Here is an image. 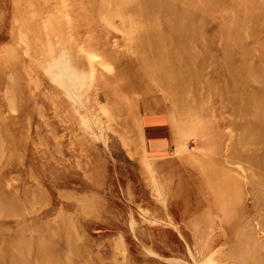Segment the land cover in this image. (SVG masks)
I'll list each match as a JSON object with an SVG mask.
<instances>
[{
  "label": "rangeland",
  "instance_id": "1",
  "mask_svg": "<svg viewBox=\"0 0 264 264\" xmlns=\"http://www.w3.org/2000/svg\"><path fill=\"white\" fill-rule=\"evenodd\" d=\"M148 1L0 0V264H264V0Z\"/></svg>",
  "mask_w": 264,
  "mask_h": 264
},
{
  "label": "bare ground",
  "instance_id": "2",
  "mask_svg": "<svg viewBox=\"0 0 264 264\" xmlns=\"http://www.w3.org/2000/svg\"><path fill=\"white\" fill-rule=\"evenodd\" d=\"M148 1V0H147ZM149 2V1H148ZM148 2L147 3H145V5L146 4H148ZM152 2H153V0H152ZM151 1L149 2V3H152ZM154 3V2H153ZM181 3H183V2H181ZM173 4H175V3H173ZM152 5H154V4H152ZM173 7L174 8H176L175 7V5H173ZM172 7V8H173ZM153 8V7H152ZM152 8H149L150 10L152 9ZM167 8V7H166ZM170 8H171V3H170ZM172 8H171V10H172ZM169 9V8H168ZM170 10V9H169ZM185 10V9H184ZM174 11H175V9H174ZM183 11V10H182ZM181 11V12H182ZM153 12H154V9H153ZM172 13V12H171ZM174 13V12H173ZM172 13V14H173ZM173 17V16H172ZM186 17V16H185ZM184 17V18H185ZM178 18V17H177ZM176 19V18H175ZM180 19H182V18H180ZM186 19V18H185ZM177 20V19H176ZM175 20V21H176ZM180 21V20H179ZM190 21V20H189ZM185 22V21H184ZM179 23V22H178ZM177 24V23H176ZM186 24V23H185ZM184 25V24H183ZM170 26V24L169 23H167L166 24V27H169ZM184 33V35L182 36V39L179 41V42H181V41H185V40H187V38L189 39V37L186 35V33L184 32V30H183V28L181 27V26H178V27H176L175 29H173V33H176L178 36L181 34V33ZM167 33H171V32H168L167 31ZM173 33L170 35V36H168L167 34H161V33H159V32H157L156 33V35L154 36V38L155 39H164V38H166V40L167 41H169V42H167V44L168 45H173V42L175 41V42H177V40L178 39H176V40H174V38H173ZM162 35H165V37H163ZM168 36V37H167ZM151 43H153V47L156 49V51L157 50H159L160 52H163V51H166L165 49H161L158 45H159V42L158 41H152ZM170 43V44H169ZM157 45V46H156ZM195 46V45H194ZM197 48V47H196Z\"/></svg>",
  "mask_w": 264,
  "mask_h": 264
}]
</instances>
